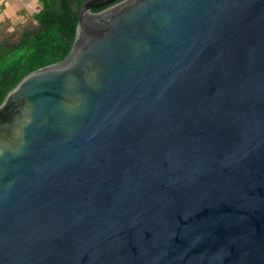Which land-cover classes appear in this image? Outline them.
<instances>
[{"label":"water","instance_id":"water-1","mask_svg":"<svg viewBox=\"0 0 264 264\" xmlns=\"http://www.w3.org/2000/svg\"><path fill=\"white\" fill-rule=\"evenodd\" d=\"M75 19L0 104V264H264V0Z\"/></svg>","mask_w":264,"mask_h":264},{"label":"trees","instance_id":"trees-1","mask_svg":"<svg viewBox=\"0 0 264 264\" xmlns=\"http://www.w3.org/2000/svg\"><path fill=\"white\" fill-rule=\"evenodd\" d=\"M83 1L40 0L42 7L34 14L38 27L25 32L16 44L0 43V104L27 74L66 58L78 24L72 3L81 6Z\"/></svg>","mask_w":264,"mask_h":264},{"label":"rangeland","instance_id":"rangeland-1","mask_svg":"<svg viewBox=\"0 0 264 264\" xmlns=\"http://www.w3.org/2000/svg\"><path fill=\"white\" fill-rule=\"evenodd\" d=\"M34 1L35 3L32 8L30 7L31 5L26 6L25 20L21 19L20 22L21 24L23 22L22 25L19 24L18 26H13V21L11 19L3 22L4 25L0 28V43L7 42V44H16L22 38L21 36L23 32L38 27V22L34 18V13L40 8V6H38L40 4H38L39 1ZM7 24L9 25L6 27Z\"/></svg>","mask_w":264,"mask_h":264},{"label":"crops","instance_id":"crops-1","mask_svg":"<svg viewBox=\"0 0 264 264\" xmlns=\"http://www.w3.org/2000/svg\"><path fill=\"white\" fill-rule=\"evenodd\" d=\"M37 1H39L38 4H40L38 5L40 6V8L38 9L39 11L41 9V3L40 0ZM34 3V0H0V28L4 25V21L6 22L10 19L13 21V26H18L19 24H21V19L25 20L24 18L26 6L31 5L30 7L32 8ZM38 11H36L35 13H37ZM8 25L9 24H7L6 27Z\"/></svg>","mask_w":264,"mask_h":264},{"label":"flooded vegetation","instance_id":"flooded-vegetation-1","mask_svg":"<svg viewBox=\"0 0 264 264\" xmlns=\"http://www.w3.org/2000/svg\"><path fill=\"white\" fill-rule=\"evenodd\" d=\"M72 6H73V12H76V13H77L78 9L80 8V7H79L80 5H78L77 3L73 2V3H72ZM27 31H29V30H27ZM27 31H25V32H27ZM25 32H23V34H24ZM23 34H22L21 37H23ZM21 39H22V38H21ZM21 39H20L18 42H20Z\"/></svg>","mask_w":264,"mask_h":264}]
</instances>
